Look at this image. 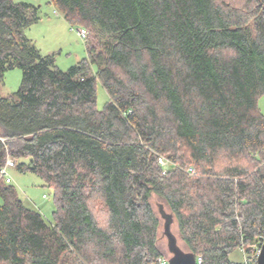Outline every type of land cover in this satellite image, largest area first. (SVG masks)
<instances>
[{
	"label": "trees",
	"instance_id": "16d2710c",
	"mask_svg": "<svg viewBox=\"0 0 264 264\" xmlns=\"http://www.w3.org/2000/svg\"><path fill=\"white\" fill-rule=\"evenodd\" d=\"M49 4L87 33V56L66 71L24 35L38 9L0 0V85L21 72L18 90L0 94V169L13 159L54 206L47 222L0 180V264H157L167 256L153 199L200 264H255L264 0ZM97 82L108 96L100 111Z\"/></svg>",
	"mask_w": 264,
	"mask_h": 264
},
{
	"label": "rangeland",
	"instance_id": "374dc122",
	"mask_svg": "<svg viewBox=\"0 0 264 264\" xmlns=\"http://www.w3.org/2000/svg\"><path fill=\"white\" fill-rule=\"evenodd\" d=\"M14 3L30 4L38 9L40 21L24 31V35L37 48L41 55L52 56L54 65L66 71L84 59L86 54L85 40H82L76 33L79 27H71L50 4L49 0H12ZM21 72L18 69L7 71L3 76L0 85V94L8 97L16 92L20 86ZM108 96L100 83H96V108L102 110ZM257 107L264 115V95L257 100ZM8 175L12 178V186L15 188L22 203L33 210L38 211L47 222H52L53 197L50 189L44 186L42 181L32 173H22L16 167L8 169ZM46 198H43V196ZM159 202L153 199L154 209L160 219L158 243L168 257L162 237L163 220L158 213ZM163 210L170 212L163 206ZM171 231L177 237L180 246L184 249L179 240L177 224L173 217ZM187 251L186 249H184ZM230 259L236 263H243L244 256L240 251H234Z\"/></svg>",
	"mask_w": 264,
	"mask_h": 264
},
{
	"label": "water",
	"instance_id": "95a60500",
	"mask_svg": "<svg viewBox=\"0 0 264 264\" xmlns=\"http://www.w3.org/2000/svg\"><path fill=\"white\" fill-rule=\"evenodd\" d=\"M158 213L164 221L161 233L166 241L165 248L168 254L167 264H197L195 255L192 252L185 251L180 246L177 237L171 231L173 216L163 210L162 204H158ZM255 264H264V239L260 245Z\"/></svg>",
	"mask_w": 264,
	"mask_h": 264
},
{
	"label": "built area",
	"instance_id": "2783aa9c",
	"mask_svg": "<svg viewBox=\"0 0 264 264\" xmlns=\"http://www.w3.org/2000/svg\"><path fill=\"white\" fill-rule=\"evenodd\" d=\"M76 33L82 40H85L87 37L86 31L83 29L76 30ZM158 163H159V165H161L163 167L164 171L170 166L169 162L165 161L162 158L158 159ZM14 167H15L14 160L11 159L10 157H7L4 166L0 169V180H2L5 184H8V185L12 184V178L8 175V169L14 168ZM187 172L190 175L194 174V171L192 168H188ZM43 198H46V196L44 195ZM257 255H258V253L256 254V257H257ZM196 262H197V264H200L201 258H196ZM255 263H256V258H255ZM157 264H167V258H163V257L159 258L157 261Z\"/></svg>",
	"mask_w": 264,
	"mask_h": 264
}]
</instances>
